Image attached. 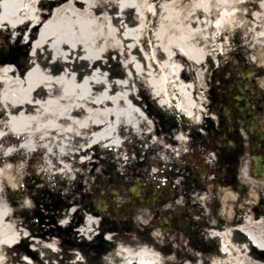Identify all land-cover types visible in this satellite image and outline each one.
Segmentation results:
<instances>
[{
	"label": "bare ground",
	"instance_id": "obj_1",
	"mask_svg": "<svg viewBox=\"0 0 264 264\" xmlns=\"http://www.w3.org/2000/svg\"><path fill=\"white\" fill-rule=\"evenodd\" d=\"M250 3L0 0V39L15 52L0 56V264H163L152 208L137 212L133 226L139 238H133L100 220L93 209L82 218L75 194L93 187L92 177L103 175L100 163L119 167L125 177L149 166L152 175L155 167L171 169L191 154L193 137L206 140V121L217 125L220 119L210 108L209 90L223 58L238 52L251 65L264 66V0L256 7ZM249 84L255 91L254 80ZM158 114L180 116L181 122L170 119L160 131ZM214 147L208 150L217 152ZM240 164L243 181L264 184L246 159ZM173 177L179 183L184 175ZM64 181L75 198L63 218L35 231L20 221L15 196L25 185L40 190L45 182ZM127 181L134 185V195L143 198L142 180ZM183 188L177 191L179 201L173 202L179 214L188 213L193 204L203 211L210 207L209 190ZM218 203L217 220L200 221L207 228L227 227L213 264H246L243 255L253 262L263 258L264 235L252 242L245 237L239 247L230 244L229 231L240 221L241 198L227 190ZM22 207L32 209L30 203ZM163 212L175 215L170 207H162ZM188 221L184 223L201 225ZM166 222L170 225L167 216ZM245 223L249 230L264 226V215L259 222ZM101 228L117 232L100 237ZM174 235L165 240L175 242L176 251L188 258L182 263H193L196 256L182 235ZM248 242L253 255L246 253ZM95 249L104 255H89Z\"/></svg>",
	"mask_w": 264,
	"mask_h": 264
},
{
	"label": "rangeland",
	"instance_id": "obj_2",
	"mask_svg": "<svg viewBox=\"0 0 264 264\" xmlns=\"http://www.w3.org/2000/svg\"><path fill=\"white\" fill-rule=\"evenodd\" d=\"M258 2L259 0H253V3H250V6L256 7ZM236 45L239 47L242 45V42L238 41ZM0 48V53L4 52L5 56L11 55V49L6 43L1 42V40ZM236 49L237 47H235V51H237ZM262 54L264 55V53ZM222 65V69L217 71L218 73L216 72L215 76H213L214 88H210L213 95L218 97V101L214 100L213 97H210L209 100L211 107L220 117L219 124L215 126L209 123L208 120L206 121L204 128L206 140L193 137L191 140L192 145L189 150L191 154L184 156L180 163L178 165H174L171 169L165 166L155 167L154 173L152 174L154 179L152 178V175L149 174V166H144L143 169L139 168L132 171L130 172L131 175L125 177L120 174L119 167L113 168L110 164L100 163L97 167L104 170L103 175H101L100 178L96 176L92 177L93 187H89L87 190L75 194V197L77 196L80 200V208L83 209L82 218L87 210L93 209L94 211L100 213V220L110 222L112 226L117 225L118 227H121L122 229H119L118 232L132 234L133 238H139V236H136L137 233H135L138 231L133 226V220L135 219L137 212L144 207L149 209L152 208V227L154 226L155 229L160 230L159 238L156 243L157 247L160 249V256H164L162 262L163 264H185L182 263L181 260L188 261V258L182 256L181 251H176L177 248L175 247V242L171 244L168 241L173 240L175 236L174 234L176 233L182 235L188 246L187 249L189 248L192 254L196 256L195 261L191 264H213L217 251H221L223 246L224 239L221 237V234L224 235V233L227 232L225 229L227 227H225V224H222L223 228H207L205 226L206 224L200 221L204 218L206 220H209V218L210 220H217L219 213H221L218 201L222 193H225L227 190H233L235 194L241 198V211L237 216L240 221L232 226V230L229 231V233L231 232L230 244H235L236 247H239L242 245L245 237L249 240V242H252V240L256 238L263 239L262 236L264 235V226L258 225V228L249 230L246 226L247 224L245 223V220L253 219L254 222L257 220L259 222L260 218L263 217L264 184L253 182L257 185V187L253 186L251 183L243 181L241 176L239 181H236V171L240 169V166H238L239 162L237 159L234 162L230 159V155L237 152L236 150H227L230 143L232 141L235 142L239 136H244L243 142H247L248 137L243 129V122L240 118L233 117L234 120H231L230 124V121L226 118L225 113L220 112L218 109L221 107V104L223 107L226 106L224 99L221 101L219 99L223 98L222 96H224L227 92L225 88L221 87V85L223 86V82H221L222 80H220V76H222V79L226 77L230 78L228 82L236 80L240 86L245 88L246 94L250 93L251 96L256 99L254 101L256 105L260 100H263L264 102V68L261 69V64L251 65L247 60V55H243V53L239 54L238 52L233 55L225 56L223 58ZM244 65H246V67ZM238 70H241L243 77L236 73ZM253 73L257 74L249 76V74L253 75ZM240 78H243V80H240ZM251 80H254V84L256 86L255 91H247V88L251 87L249 84ZM225 81L227 82V79H225ZM259 104H261L264 111V103ZM170 119L181 122L180 116L178 118H173L158 114V116H156L157 128L160 131L164 130L165 126L167 128L169 126ZM234 121H236V123L232 125V122ZM171 129L173 130L174 128L172 127ZM218 137H222L223 139H218ZM213 145L215 146L214 150L217 152H210V150H208V147L211 146L212 148ZM229 148L232 149L233 147L230 146ZM241 150H243L246 155L249 154V149L246 144L244 147H241ZM210 158L215 159L214 163L206 162ZM173 173L176 175H179V173L184 175V177L180 178L181 182L179 183H182V187H180V189L178 187L179 179H175L173 177ZM131 177L136 178V180H142L144 183L142 185L143 198H139L134 195L132 191L134 185L127 181V179H130ZM207 180L208 186H206ZM34 182L35 181H32V184H34ZM45 183V187L40 190H35L32 184H27L22 189V193L15 196V201L19 206L20 221L25 223V225L33 231H35L37 227L41 226L45 228L51 226L53 222L57 223L66 214L68 209L71 207L69 206V203H71V201L75 198L70 194L71 191L69 190L66 181H64L65 188L63 191V200L67 206L62 212H60V214H54L53 216L51 213L41 209V214L43 216L42 223L33 227L24 218V212L28 211L29 214L33 213L35 208H37L35 199L40 198L44 194L45 189H50V187L56 189L59 188L58 182ZM183 187L186 189H188L187 187H191L201 192L205 191L203 188L209 190L211 198V203H209L210 207H204L205 209L203 211L193 204L192 207H187L188 213L183 212L179 214L175 211L176 207H173V204L179 201L177 191H182L184 189ZM252 187L256 188V195H254ZM116 190L119 191L120 194L115 193ZM28 192L33 194L32 197L26 195ZM22 195L25 196L23 197ZM99 199L106 200L111 204L108 205L103 203V207L100 208L97 204L100 201ZM120 199L123 201L118 202ZM141 199H143V201H141ZM23 203H30L32 205V209H24L22 207ZM162 207L163 209L168 207L172 208L175 215H167L164 212L162 213ZM228 207H230V209H234L233 204H229ZM205 215L208 216V219ZM166 216L169 218L170 225L166 222ZM72 220H77V217L73 216ZM184 220L185 222H189L188 220L194 222L198 221L201 225L185 224ZM77 228H79V225L75 227V229ZM104 229L105 228H101V230L99 229L98 233L100 237L117 232V229ZM211 234H215V237L209 238V235ZM165 237H167L168 240H165ZM64 243L65 241H62V244ZM249 246V248H246L247 255L254 252L253 249H251L250 244ZM169 248H172V250H168ZM88 251L89 255H97L99 258L104 255L103 252L96 251V249L93 253L91 250ZM256 253L257 255H260L259 252ZM87 257L88 256L85 251L84 259L86 260ZM166 260L170 262L168 263ZM241 260H244L246 264H264V256L263 258L258 259V261L253 262L248 259L247 256L243 255Z\"/></svg>",
	"mask_w": 264,
	"mask_h": 264
},
{
	"label": "flooded vegetation",
	"instance_id": "obj_3",
	"mask_svg": "<svg viewBox=\"0 0 264 264\" xmlns=\"http://www.w3.org/2000/svg\"><path fill=\"white\" fill-rule=\"evenodd\" d=\"M240 71L241 70H238L236 73L243 77ZM220 80L223 82L225 81L222 79V76H220ZM240 80H243V78H240ZM227 83L231 84V88L226 86L225 89L227 92L222 96L223 98L219 99L220 101L224 99L226 103L225 107H223L222 104L220 105L221 109L227 110L235 118L238 117L243 120L244 127L249 129L248 147L250 153L248 154L247 162L249 163L250 171H255V175L264 178V111L261 104H259L264 102L260 100L256 105L254 103L256 99L242 93L236 80H231V82L227 80ZM210 97L218 101V97L213 95V92L209 90V99ZM250 127H252L253 130L252 128L250 129ZM237 142L240 145L239 137ZM244 154L243 150H238V153L232 154L230 159L233 160V162L236 159L240 162V158L244 156Z\"/></svg>",
	"mask_w": 264,
	"mask_h": 264
}]
</instances>
